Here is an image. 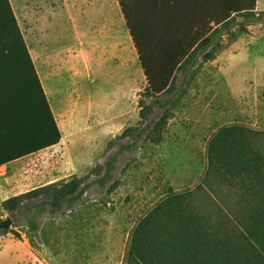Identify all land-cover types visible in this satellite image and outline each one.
I'll list each match as a JSON object with an SVG mask.
<instances>
[{"label": "trees", "instance_id": "16d2710c", "mask_svg": "<svg viewBox=\"0 0 264 264\" xmlns=\"http://www.w3.org/2000/svg\"><path fill=\"white\" fill-rule=\"evenodd\" d=\"M144 1L152 16H131L124 0H119L147 82L138 95V123L107 143L102 161L87 175L2 201L1 219L9 216L13 224L0 235L20 239L18 228L24 226L36 239L44 215L69 214L97 190L114 193L120 184L115 176L119 156L146 143H161L183 84L195 75L196 69L185 71L194 54L208 47L236 17L254 19L256 11V0H172L170 8L175 12L190 8L186 16L156 17L155 0ZM160 8L169 9L164 3ZM213 56V50L207 52L202 62ZM179 73L186 78L176 86ZM240 132L235 127L220 129L208 144L209 166L221 169L222 179L230 175L228 182L236 187L232 195L243 202L228 211L232 217L222 210L217 211L227 222L218 213L213 221L194 214L182 206L187 194L173 193L136 224L125 264H264V161ZM60 139L9 0H0V166L56 146Z\"/></svg>", "mask_w": 264, "mask_h": 264}, {"label": "rangeland", "instance_id": "374dc122", "mask_svg": "<svg viewBox=\"0 0 264 264\" xmlns=\"http://www.w3.org/2000/svg\"><path fill=\"white\" fill-rule=\"evenodd\" d=\"M255 18L236 17L208 47L194 54L185 71L196 69L195 75H189L183 84L182 96L173 109L161 143H146L134 152L119 156L115 176L120 184L114 193L108 195L105 190H97L84 199L77 212L56 218L44 215L40 219L41 233L36 239L29 237L26 227L18 228L30 238L34 249H39V243L48 245L47 256L53 261L60 260V264H125L136 224L173 193L187 194L181 200L182 206L194 214L213 221L219 214L217 210H222L228 213L227 217H232L228 211L243 202L232 195L236 187L228 182L230 175L225 174L226 179H222L223 171L215 165L209 166L208 144L218 130L239 128V136L253 146L264 161V0H260ZM53 36L57 38L54 44ZM41 37L49 44L39 52L56 54V63L47 68L63 69L61 82H52L63 99L64 90L77 81L93 86L94 90L97 87V97L102 96L107 83L98 80L92 83L82 76L75 81L70 79L72 74L67 73L68 66L63 62L65 56L60 55L62 50L57 47L69 41L68 33H43ZM234 43L238 46L232 50ZM211 50L213 59L202 62V56ZM95 77L100 79L101 76ZM184 77L183 73L177 75L176 86L185 81ZM143 83L132 90L128 126L139 121L136 93L145 88L146 82ZM92 116L83 115L84 126H93ZM102 123L101 118L99 124ZM87 142L76 139L71 144L28 156L47 161L45 169L49 176L36 184L31 181L16 192L52 180L69 179L72 173L77 177L87 175L102 161L107 141ZM1 215L0 209V219ZM60 218L62 220H55ZM29 253L19 242L14 244L7 239L0 243V264H23Z\"/></svg>", "mask_w": 264, "mask_h": 264}, {"label": "crops", "instance_id": "0c3cea01", "mask_svg": "<svg viewBox=\"0 0 264 264\" xmlns=\"http://www.w3.org/2000/svg\"><path fill=\"white\" fill-rule=\"evenodd\" d=\"M188 1L183 0V2ZM124 2L126 10L133 12L131 16H152L148 15L152 10L149 11L150 8L143 6L144 0H124ZM132 2L134 5L131 4ZM172 2V0H155L158 6L154 9L156 14L153 16H186L184 12L190 8H183L176 13L170 8ZM259 2L260 0H256V11ZM9 3L60 131V142L51 148L71 144L76 139H85L87 143L95 140L108 143L126 128L135 126L127 125L128 109L133 104L132 90L138 83L143 85L146 78L119 0H9ZM160 3L166 4L169 9L160 8ZM189 13L187 16H190ZM43 33L70 35L68 42L57 46L62 50L60 55L65 56L63 62L68 66L65 68L67 73L72 74L70 79L75 81L82 76L92 83L97 80L107 83L101 93L102 96L97 97L99 94L96 91L97 87L94 90L93 86L79 84L78 81L64 90L65 99L59 95L57 86L52 82H61L63 69L47 68V65L56 63V54L39 52L49 44L48 40L41 37ZM51 40L54 44L57 38L53 36ZM237 46L238 43H234L231 49L234 50ZM99 74L100 79H96L95 76ZM143 90L136 93L137 98ZM85 113L93 115V126H84L81 122ZM96 115L99 117L102 115V124H99L101 118ZM40 158L42 157H22L0 166V203L56 181L52 180L26 191L16 192L18 188L31 181L36 184L49 176L46 175L49 171L45 169L47 161ZM69 176H75V173ZM81 205H78L73 212H77ZM19 234L20 239H16L11 234L0 235V243L9 239L14 244L18 242L22 244L30 252L23 264H60V260L53 261L47 256L48 245L39 243V249H34L29 242L30 238L20 231Z\"/></svg>", "mask_w": 264, "mask_h": 264}, {"label": "water", "instance_id": "95a60500", "mask_svg": "<svg viewBox=\"0 0 264 264\" xmlns=\"http://www.w3.org/2000/svg\"><path fill=\"white\" fill-rule=\"evenodd\" d=\"M13 222L11 218H6L0 221V231L8 230L12 226Z\"/></svg>", "mask_w": 264, "mask_h": 264}]
</instances>
